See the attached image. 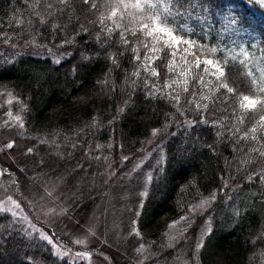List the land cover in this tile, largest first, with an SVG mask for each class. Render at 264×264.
Returning a JSON list of instances; mask_svg holds the SVG:
<instances>
[{"label":"trees","instance_id":"obj_1","mask_svg":"<svg viewBox=\"0 0 264 264\" xmlns=\"http://www.w3.org/2000/svg\"><path fill=\"white\" fill-rule=\"evenodd\" d=\"M195 3L187 22L194 28L190 38L220 50L211 55L197 50V55L202 60L240 58L243 49L259 81L264 7L248 0ZM104 4L0 0V93L16 99L23 124L12 140H26L31 149L38 140L53 143L94 132L97 141L112 139L127 149L165 128L160 137L164 159L153 170L136 212L131 243L165 245L167 228L188 214V226L194 225L186 242L192 237L195 244V229L203 222L210 228L195 252L197 264H259L264 253V127L259 123L264 110L239 107L240 95L252 94L251 79L229 59L226 82L235 92L228 93L218 87L211 66L208 72L203 64L194 66L193 50L185 53V45L175 56L160 44L153 53V41L139 31L135 36L125 32V44L123 29L107 19L110 9ZM232 16L238 23L230 22ZM198 200L207 202L205 208L189 213ZM38 233L22 232L0 213V264L9 254L17 264H85L59 256Z\"/></svg>","mask_w":264,"mask_h":264},{"label":"rangeland","instance_id":"obj_2","mask_svg":"<svg viewBox=\"0 0 264 264\" xmlns=\"http://www.w3.org/2000/svg\"><path fill=\"white\" fill-rule=\"evenodd\" d=\"M14 102L11 95L0 93V209H10L1 214L9 215L26 234L47 236L59 256L69 260L76 258L85 264H197V246L210 228L203 222L195 229V244L192 237L186 242L185 235L193 233L194 225L188 226V214L167 228L163 246L146 247L130 241L136 235L135 217L150 177L164 159L160 137L165 128L155 129V135L153 130L148 138L127 149H119L112 139L99 142L92 132L53 143L38 140L29 152L26 140H12L15 131L22 130L20 105L15 110ZM8 143L13 147L7 148ZM206 205L198 200L189 213ZM128 247L131 250L125 251ZM261 257L259 264H264V253ZM17 260L9 254L2 262L15 264Z\"/></svg>","mask_w":264,"mask_h":264},{"label":"snow or ice","instance_id":"obj_3","mask_svg":"<svg viewBox=\"0 0 264 264\" xmlns=\"http://www.w3.org/2000/svg\"><path fill=\"white\" fill-rule=\"evenodd\" d=\"M64 2V0H61ZM85 3H88V0H84ZM249 3H256L261 7H264V0H248ZM92 8H96V4L91 5ZM104 7L110 9V13L107 19L111 20L115 25L116 29H123L120 32L121 38L124 40V43L127 44L128 41L125 38V32L130 31L133 36L137 34V31L142 33L145 37L151 38L153 41L150 51L153 53L160 51L161 49L157 48V45H163L173 49L170 53L172 56H175L176 50H179L180 45H185L183 51L189 53V50L192 49L191 55L194 57L196 68H199L203 64L204 71H209V66H211L214 71L211 73L215 76L218 87L225 89L228 93H234L235 89L230 87L226 82V69L229 65V59L238 63L243 69L244 75L251 79L252 85V94H241L239 107L242 110L246 111H255L257 109L264 110V70L260 71V80L258 81L254 72L249 65V53L243 49L239 53V57L233 56L229 57H216L214 59L200 58V55H197V50L200 51L201 55L204 53L215 54L220 51L217 48H209L206 45L198 44L196 41L190 38V34L194 33V28L190 26L187 22L191 20L193 9L197 7L195 0H105ZM127 17V23H123ZM105 16L101 14V23L104 22ZM198 19V18H197ZM239 18L232 16L230 22L235 24L238 23ZM109 32H112L113 29L109 28ZM187 37V38H186ZM145 48H148V44L144 45ZM135 51V49H134ZM139 60V55L134 57ZM145 59H150V57H145ZM59 63V61H56ZM190 70V69H189ZM171 71V67L169 68ZM153 75H158V72L153 70ZM187 90V89H185ZM178 99V97H177ZM14 119L20 120V117H15ZM241 118V122H242ZM261 127H264V115L260 116L259 121ZM21 127L23 124L21 122ZM257 129L255 127L250 129L251 133H255ZM156 130L153 131L155 135ZM248 133L244 134V138H247ZM252 139H255V136H252ZM7 148H12L13 143H8ZM31 152V149L28 150ZM264 156V152L260 153ZM261 180H264V176H261ZM214 198V196H213ZM15 203V201H13ZM16 207H19L17 204ZM0 211H10V209H0ZM15 215V213H13ZM48 241L49 244L52 241L47 237H43ZM202 247V244H198L197 251ZM77 256L88 255V253H77Z\"/></svg>","mask_w":264,"mask_h":264}]
</instances>
